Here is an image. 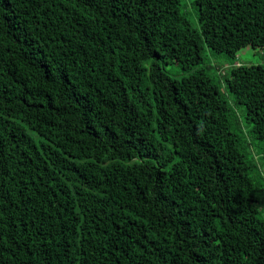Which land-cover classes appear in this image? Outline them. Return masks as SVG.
I'll list each match as a JSON object with an SVG mask.
<instances>
[{
	"label": "trees",
	"instance_id": "obj_1",
	"mask_svg": "<svg viewBox=\"0 0 264 264\" xmlns=\"http://www.w3.org/2000/svg\"><path fill=\"white\" fill-rule=\"evenodd\" d=\"M180 4L0 0V264H264V0Z\"/></svg>",
	"mask_w": 264,
	"mask_h": 264
},
{
	"label": "rangeland",
	"instance_id": "obj_2",
	"mask_svg": "<svg viewBox=\"0 0 264 264\" xmlns=\"http://www.w3.org/2000/svg\"><path fill=\"white\" fill-rule=\"evenodd\" d=\"M180 9L191 23L192 26L198 27V22L196 19V13L194 8L191 4V0H181ZM202 54L204 57V62L198 66L205 71V73L212 79L213 82L218 86L220 92L226 96V99L231 104L232 99L230 97V93L225 90L223 86V74L227 73L230 67L237 66V65H248V64H263L264 65V51L257 48H245L241 49V51L237 54V57L233 61H229L225 59L222 54H215L207 47L204 46L202 50ZM164 70L171 76L179 77L181 74L180 69L176 64H169L167 65ZM244 129V128H243ZM251 153L254 155L257 161L260 155L254 148H251ZM257 188L259 186L256 184ZM257 196H263L262 192L257 191Z\"/></svg>",
	"mask_w": 264,
	"mask_h": 264
}]
</instances>
